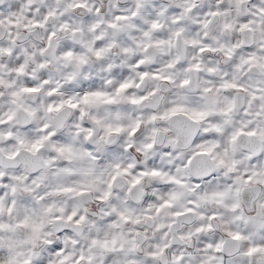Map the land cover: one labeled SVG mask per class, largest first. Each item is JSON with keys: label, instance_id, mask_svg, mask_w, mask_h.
<instances>
[{"label": "clouds", "instance_id": "9594fccd", "mask_svg": "<svg viewBox=\"0 0 264 264\" xmlns=\"http://www.w3.org/2000/svg\"><path fill=\"white\" fill-rule=\"evenodd\" d=\"M0 264H264V0H0Z\"/></svg>", "mask_w": 264, "mask_h": 264}]
</instances>
